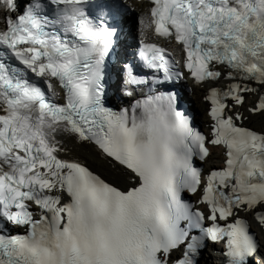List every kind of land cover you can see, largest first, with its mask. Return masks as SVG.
I'll list each match as a JSON object with an SVG mask.
<instances>
[{
	"label": "snow or ice",
	"instance_id": "snow-or-ice-1",
	"mask_svg": "<svg viewBox=\"0 0 264 264\" xmlns=\"http://www.w3.org/2000/svg\"><path fill=\"white\" fill-rule=\"evenodd\" d=\"M88 3L0 0V264H196L197 229L226 238L233 257L254 254L247 218L264 229V132L239 123L248 119L239 109L264 116V0H149L141 20L181 46L187 72L142 40L148 68L164 81L209 84L211 138L177 110L175 93L106 106L116 32L111 13L97 5L93 14ZM148 83L128 67L123 92ZM69 140L94 144L139 186L121 191L66 158ZM208 145H222L225 159L204 173L194 158L206 162Z\"/></svg>",
	"mask_w": 264,
	"mask_h": 264
},
{
	"label": "bare ground",
	"instance_id": "bare-ground-1",
	"mask_svg": "<svg viewBox=\"0 0 264 264\" xmlns=\"http://www.w3.org/2000/svg\"><path fill=\"white\" fill-rule=\"evenodd\" d=\"M131 11V20L126 31V35L129 37H137V38H147L153 35V29H147L145 31L144 25L141 24V20L147 21L150 19L149 16V6L145 1L142 0H121ZM162 43L172 50L175 59L181 58V48L178 44H176L173 40L164 39ZM188 87V96L192 101L193 106L196 110V115L201 125H204L207 119V102L203 101V97L207 93V87L204 84L197 83H187ZM251 99H254L252 97ZM245 107L239 109L248 119H245L244 124H248L258 130L264 131V116L259 115H250ZM67 155L77 158L81 161H84L86 165H88L92 170L100 174L103 178L108 180L109 182L116 184L122 188H125L131 182V176L128 172L124 171L117 165L109 162L105 157H103L97 150L94 149L93 146L77 143L69 140L67 142ZM221 150L219 147L212 148V153L208 160H211L213 157H220ZM240 215L244 216V213H240ZM250 223V228L255 232L257 240L259 242V247L257 251V255L260 257L258 262L254 264H264V229L259 227L255 222L251 220V218H247ZM216 258V257H214Z\"/></svg>",
	"mask_w": 264,
	"mask_h": 264
},
{
	"label": "rangeland",
	"instance_id": "rangeland-1",
	"mask_svg": "<svg viewBox=\"0 0 264 264\" xmlns=\"http://www.w3.org/2000/svg\"><path fill=\"white\" fill-rule=\"evenodd\" d=\"M192 106H193V104H192ZM193 108H195V107L193 106ZM196 120H198L197 116H196ZM214 259L215 258H211L212 261H214Z\"/></svg>",
	"mask_w": 264,
	"mask_h": 264
}]
</instances>
